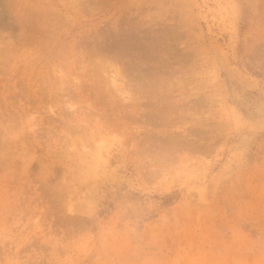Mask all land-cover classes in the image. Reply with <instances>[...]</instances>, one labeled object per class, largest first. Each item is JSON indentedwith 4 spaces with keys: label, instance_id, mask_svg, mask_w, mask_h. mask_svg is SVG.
Listing matches in <instances>:
<instances>
[{
    "label": "rangeland",
    "instance_id": "rangeland-1",
    "mask_svg": "<svg viewBox=\"0 0 264 264\" xmlns=\"http://www.w3.org/2000/svg\"><path fill=\"white\" fill-rule=\"evenodd\" d=\"M0 264H264V0H0Z\"/></svg>",
    "mask_w": 264,
    "mask_h": 264
}]
</instances>
